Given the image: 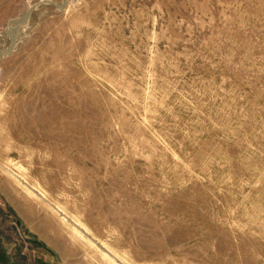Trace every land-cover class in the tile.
I'll return each instance as SVG.
<instances>
[{
    "label": "rangeland",
    "instance_id": "obj_1",
    "mask_svg": "<svg viewBox=\"0 0 264 264\" xmlns=\"http://www.w3.org/2000/svg\"><path fill=\"white\" fill-rule=\"evenodd\" d=\"M0 264H264V0H0Z\"/></svg>",
    "mask_w": 264,
    "mask_h": 264
}]
</instances>
